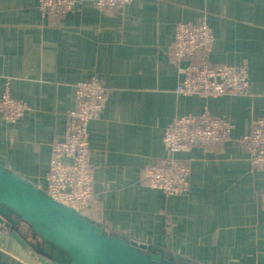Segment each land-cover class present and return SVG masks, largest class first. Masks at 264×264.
<instances>
[{
    "label": "crops",
    "instance_id": "obj_1",
    "mask_svg": "<svg viewBox=\"0 0 264 264\" xmlns=\"http://www.w3.org/2000/svg\"><path fill=\"white\" fill-rule=\"evenodd\" d=\"M76 2L55 18L38 0H0V93L8 86L28 106L15 121L0 113V165L43 186L76 84L99 75L107 94L88 125L96 194L88 216L199 264H264V170L238 142L174 153L189 168L184 194L141 186L143 166L170 156L164 134L175 117L208 111L239 137L264 114V0H135L102 11ZM201 19L214 40L192 60L246 66L247 94L176 92L188 60L172 53L174 28ZM0 264L39 263L0 229Z\"/></svg>",
    "mask_w": 264,
    "mask_h": 264
},
{
    "label": "built area",
    "instance_id": "obj_2",
    "mask_svg": "<svg viewBox=\"0 0 264 264\" xmlns=\"http://www.w3.org/2000/svg\"><path fill=\"white\" fill-rule=\"evenodd\" d=\"M99 10L122 7L135 0H89ZM76 0H38L43 16L58 18L72 11ZM214 40L213 31L205 19L181 22L174 28L172 53L177 60L187 59L180 68L181 79L176 92L183 96L217 98L222 95L248 93L246 66L214 64L192 58L206 50ZM107 89L99 75L76 84V107L69 113L65 137L51 145L45 184L38 186L52 199L77 212L89 215L96 197L93 191V165L90 160L88 125L101 116ZM28 106L12 97L8 86L0 93V113L9 121L22 117ZM234 126L223 118L204 111L197 116L175 117L164 134V147L170 156L142 168L141 186L161 190L165 195L184 194L189 189V168L173 154L188 151L197 145L236 141L249 153L253 167L264 170V114L243 136L234 135ZM264 209V192L262 194Z\"/></svg>",
    "mask_w": 264,
    "mask_h": 264
},
{
    "label": "water",
    "instance_id": "obj_3",
    "mask_svg": "<svg viewBox=\"0 0 264 264\" xmlns=\"http://www.w3.org/2000/svg\"><path fill=\"white\" fill-rule=\"evenodd\" d=\"M0 229L39 264H199L108 229L2 165Z\"/></svg>",
    "mask_w": 264,
    "mask_h": 264
}]
</instances>
